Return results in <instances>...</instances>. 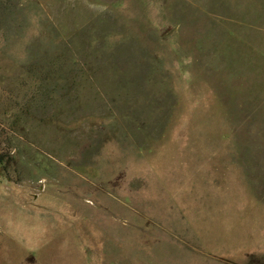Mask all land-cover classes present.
<instances>
[{"label": "rangeland", "instance_id": "1", "mask_svg": "<svg viewBox=\"0 0 264 264\" xmlns=\"http://www.w3.org/2000/svg\"><path fill=\"white\" fill-rule=\"evenodd\" d=\"M0 264H264V0H0Z\"/></svg>", "mask_w": 264, "mask_h": 264}]
</instances>
